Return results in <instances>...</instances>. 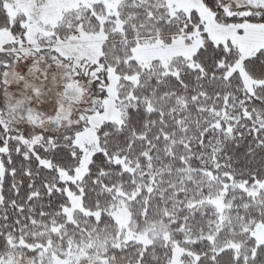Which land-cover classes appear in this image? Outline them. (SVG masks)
<instances>
[{
	"label": "snow or ice",
	"instance_id": "6c2138e0",
	"mask_svg": "<svg viewBox=\"0 0 264 264\" xmlns=\"http://www.w3.org/2000/svg\"><path fill=\"white\" fill-rule=\"evenodd\" d=\"M0 264H264V0H0Z\"/></svg>",
	"mask_w": 264,
	"mask_h": 264
}]
</instances>
